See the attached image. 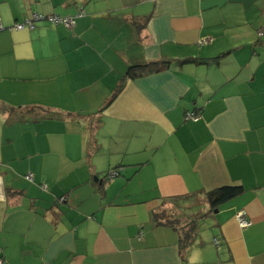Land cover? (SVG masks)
<instances>
[{
  "label": "crops",
  "instance_id": "obj_1",
  "mask_svg": "<svg viewBox=\"0 0 264 264\" xmlns=\"http://www.w3.org/2000/svg\"><path fill=\"white\" fill-rule=\"evenodd\" d=\"M0 260L264 264V0H0Z\"/></svg>",
  "mask_w": 264,
  "mask_h": 264
},
{
  "label": "trees",
  "instance_id": "obj_2",
  "mask_svg": "<svg viewBox=\"0 0 264 264\" xmlns=\"http://www.w3.org/2000/svg\"><path fill=\"white\" fill-rule=\"evenodd\" d=\"M71 18H75L76 22H77V18H79V17L76 16V17H71ZM75 26H76V24H75ZM13 28L16 29V27H13ZM190 62L191 61H185L183 63L189 64ZM168 66H170V63H168V62H158V63L156 62V63L147 64V65L133 66V67L129 68L126 77L130 78V79H136V78L141 77V76H145L148 74H152L154 72H158V71H160V70H162ZM241 192H242V189L237 188V187H225V188L217 189V190H214V191L207 193L206 199L210 203L211 208L217 209L221 204L235 198ZM178 215L184 216V214H182L180 212H178ZM194 219H195V217H194ZM172 222H174V220H172ZM193 222H194V220L192 221V223ZM193 229H194V227H193ZM184 233L185 234L183 235V237H184L183 241H184L185 246H188L191 244L189 241L191 239H193V237H192L193 235H192L191 231H189V234H187L186 231H184Z\"/></svg>",
  "mask_w": 264,
  "mask_h": 264
},
{
  "label": "built area",
  "instance_id": "obj_3",
  "mask_svg": "<svg viewBox=\"0 0 264 264\" xmlns=\"http://www.w3.org/2000/svg\"><path fill=\"white\" fill-rule=\"evenodd\" d=\"M84 16V13H79L77 17H82ZM49 20L51 23H55V24H62L65 25L67 28L71 29L75 26L76 24V19L75 18H59V17H45L44 15L41 14H35L33 15V17L30 20L25 21L24 23H19L17 24L15 27L17 30H24L26 28L29 29H34L35 28V23L36 22H40V21H46ZM263 33L260 32V36H262ZM197 117L195 115H189L188 119H196ZM117 173L116 172H112L110 174L111 178L116 177ZM27 179L30 181H33V176L32 175H28ZM66 199L63 198L62 201H65ZM239 225L241 228L246 229L252 226V222L248 220L246 213L245 212H241L237 215L236 217ZM216 243H218L216 241ZM0 264H2V261L0 260Z\"/></svg>",
  "mask_w": 264,
  "mask_h": 264
},
{
  "label": "rangeland",
  "instance_id": "obj_4",
  "mask_svg": "<svg viewBox=\"0 0 264 264\" xmlns=\"http://www.w3.org/2000/svg\"><path fill=\"white\" fill-rule=\"evenodd\" d=\"M115 171H119V170H115ZM113 172V171H112ZM201 201L200 203L202 204H199L197 206H194V207H184L183 210H182V214H184V216H177L174 220V223L177 224V225H182L183 228H181V231H185L187 230L185 227L187 226L186 222L188 221V217L189 215L193 214L195 219H194V224H197L198 225L200 224V230L201 232H206V231H211L212 229H207V224L206 223H211V220H207V219H203L204 215L206 214H213V212H211V206L207 204L206 202V199L205 198H200ZM206 202V203H205ZM173 219V218H172ZM198 227V228H199ZM196 230H197V227H196ZM213 231V230H212ZM187 234H189V232H186ZM184 234V233H183Z\"/></svg>",
  "mask_w": 264,
  "mask_h": 264
}]
</instances>
